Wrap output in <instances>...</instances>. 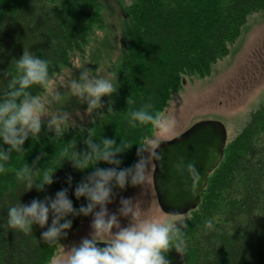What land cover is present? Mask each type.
<instances>
[{
    "label": "trees",
    "instance_id": "obj_1",
    "mask_svg": "<svg viewBox=\"0 0 264 264\" xmlns=\"http://www.w3.org/2000/svg\"><path fill=\"white\" fill-rule=\"evenodd\" d=\"M122 19L124 43L110 67L118 74L116 92L107 95L106 106L92 111L82 125L61 135L55 131L25 140L21 152L12 151L2 161L0 173V264H49L69 232L86 215L69 213L59 221L71 220L67 235L47 241L42 233L52 225L33 223L31 231L9 227L8 209L27 205L33 199L45 204L58 191L67 196L78 213L89 202L77 198L75 188L96 168H128L139 159L143 145L154 132L151 123L133 127L131 112L147 108L161 115L172 93L182 86L183 77H205L213 65L227 56L248 17L264 10V0H129ZM101 0H0V90L16 74L15 60L24 51L49 62V76L82 56L95 27L103 25ZM32 95L45 89L33 85ZM150 106V107H149ZM103 147V140H115L121 160L113 165L100 160L85 169L73 166L70 156L91 151L87 140ZM0 147L8 145L0 142ZM27 165L33 186L17 172ZM53 171V182L37 188L45 172ZM71 177L69 183L68 177ZM123 189L115 182L112 190ZM180 228L185 251L171 248L169 264H264V102L250 112L248 119L231 139L222 158L209 173L196 208L186 214ZM212 220L207 229L204 221ZM185 225H187L185 227Z\"/></svg>",
    "mask_w": 264,
    "mask_h": 264
},
{
    "label": "clouds",
    "instance_id": "obj_2",
    "mask_svg": "<svg viewBox=\"0 0 264 264\" xmlns=\"http://www.w3.org/2000/svg\"><path fill=\"white\" fill-rule=\"evenodd\" d=\"M2 30V28H0ZM0 51H3L0 47ZM16 74L12 76L7 84V90H0V142L8 145L7 149L0 147V173L7 171L2 161H7L12 151L21 152L25 140L29 134L33 138L41 130V116L47 111L46 105L50 102L47 97L32 95L29 91L33 85L42 86L53 99L59 100L60 93H52L49 76V62L39 56H35L28 51H24L18 58H14ZM79 67V66H78ZM90 69L84 68L79 79L71 80L69 87L72 95L87 101V112L101 107L102 96H107L116 92L119 84L118 74L108 72L105 75H90ZM150 107V106H149ZM68 114L53 115L48 121L49 127L55 126L57 135L62 134V125L67 127ZM129 123L135 127L137 123H151L157 129L167 130L170 121H166L160 115H154L147 108H140L131 112ZM103 147L92 142L91 135L87 144L91 151L83 155L73 153L70 159L73 166L78 169H85L89 166V161H107L113 165H119L121 160L117 158V153H122L125 149L115 146V140L105 138ZM162 140L159 137H152L138 144L137 155L139 159L128 168L118 169L96 168L90 173L85 181H82L75 188L77 198L85 196L88 199L86 206H81L78 213L73 208L72 201L67 196V189L56 193L55 198L45 204L33 199L27 205H13L8 209L7 223L12 229H19L23 232L31 231L33 223L43 226L48 220L51 210L55 215L52 225L47 231L42 233V237L47 241H57L63 234L67 235L66 229L71 227V220L59 221L69 213L88 215L93 209L100 205V210L94 213L92 227L94 232L90 238L82 239L79 246L71 249V254L67 258L66 264H169L167 254L171 248H175L178 253L185 251V241L182 239V232L176 226L175 221L183 218L177 217L166 222H158L141 215L137 210V205L130 199L122 200L121 214L130 217L127 226L121 227L117 217L113 214L106 217L105 204L110 201L112 183L115 182L120 188L128 184L138 185L145 181V173L151 163L161 159L158 148ZM147 152V156L144 153ZM187 171L193 179H198L194 164L186 165ZM53 171L45 172L40 182L36 185L43 190L45 184L53 182ZM20 180L26 179V186L31 189L32 179L29 175L27 165L18 172ZM69 183L71 177H68ZM205 227H213L212 220L204 221ZM118 230L113 233V227ZM187 225H185L186 227ZM110 236L108 239H98L97 237ZM98 241H103L104 246H98Z\"/></svg>",
    "mask_w": 264,
    "mask_h": 264
},
{
    "label": "rangeland",
    "instance_id": "obj_3",
    "mask_svg": "<svg viewBox=\"0 0 264 264\" xmlns=\"http://www.w3.org/2000/svg\"><path fill=\"white\" fill-rule=\"evenodd\" d=\"M128 1L101 0L103 25L92 30L82 56L73 57L69 66L63 67L50 78L52 93H60V99H53L46 90L40 95L42 98L47 97L50 102L46 105L47 111L41 116V130L37 137L55 131V126L48 125L53 115L68 114L67 127L62 125L63 130L80 126L90 118L91 112L86 111L87 101L72 95L69 82L79 79L84 68L91 70L90 75H105L112 72L110 65L117 60L124 43L122 19L125 16L124 6ZM101 101V107L93 111H99L106 106L107 96H102ZM262 102H264V10L248 17L229 54L217 61L207 76L183 77L181 88L172 93L167 107L160 115L171 122L170 126L167 130L155 127L150 138L169 139L197 120L216 119L224 125L227 139H231L244 125L250 112ZM144 155L147 156V152ZM152 170L153 163L145 173L143 184H128L123 189L111 191L110 201L105 204L106 217L114 214L121 227L127 226L130 217L121 214V202L127 198L137 205V210L144 217L158 222L183 218L175 221L176 226L184 222L186 214L169 215L159 209L152 187ZM99 210L100 205H97L79 221L77 227L69 232L67 241L57 248L49 264H66L71 249L79 246L82 239L91 237L94 232L92 227L94 213ZM117 230L114 226L112 232L115 233ZM97 238L108 239L110 236Z\"/></svg>",
    "mask_w": 264,
    "mask_h": 264
},
{
    "label": "water",
    "instance_id": "obj_4",
    "mask_svg": "<svg viewBox=\"0 0 264 264\" xmlns=\"http://www.w3.org/2000/svg\"><path fill=\"white\" fill-rule=\"evenodd\" d=\"M227 133L222 122L200 119L179 134L162 140L153 161L152 187L159 209L169 215H182L196 208L209 173L220 162ZM194 164L198 179L187 171ZM103 247L105 242L98 241Z\"/></svg>",
    "mask_w": 264,
    "mask_h": 264
},
{
    "label": "bare ground",
    "instance_id": "obj_5",
    "mask_svg": "<svg viewBox=\"0 0 264 264\" xmlns=\"http://www.w3.org/2000/svg\"><path fill=\"white\" fill-rule=\"evenodd\" d=\"M226 142H227V141H226ZM202 193H203V192H202ZM196 207H197V206H196ZM187 213H188V212H187ZM187 213H186V214H187Z\"/></svg>",
    "mask_w": 264,
    "mask_h": 264
}]
</instances>
